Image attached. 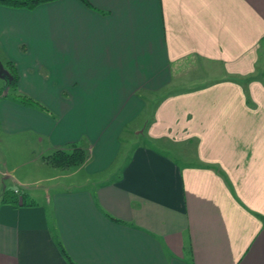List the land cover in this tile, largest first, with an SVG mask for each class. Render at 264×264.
I'll list each match as a JSON object with an SVG mask.
<instances>
[{"label":"crops","instance_id":"obj_1","mask_svg":"<svg viewBox=\"0 0 264 264\" xmlns=\"http://www.w3.org/2000/svg\"><path fill=\"white\" fill-rule=\"evenodd\" d=\"M87 1L0 4V264H264V0Z\"/></svg>","mask_w":264,"mask_h":264},{"label":"trees","instance_id":"obj_2","mask_svg":"<svg viewBox=\"0 0 264 264\" xmlns=\"http://www.w3.org/2000/svg\"><path fill=\"white\" fill-rule=\"evenodd\" d=\"M46 1V0H0V4L9 5V6H23V7H32L33 5ZM84 4L88 5L87 0H80ZM5 71L2 72L1 77L3 78V83L0 85V95H4L7 93V90H9V94H11L14 98L21 102L30 103L35 106H42L43 105L37 101L36 99L17 92L15 90V83H16V71L14 68V65L5 60ZM262 75L264 76V67L262 69ZM86 157V151L78 146L74 142H68L65 144V146L56 147L51 152L46 153L43 155V158L53 165H56L58 167H71L78 165L80 162H82ZM26 195L17 187V191H13L12 187H5L2 189L0 193V200L9 202L13 205L16 204H23L25 203ZM110 218L115 219L114 217L108 215ZM57 247L59 249V252L61 255L65 258V260L69 264H75L69 255L64 250L63 246L60 244L59 241H56Z\"/></svg>","mask_w":264,"mask_h":264},{"label":"rangeland","instance_id":"obj_3","mask_svg":"<svg viewBox=\"0 0 264 264\" xmlns=\"http://www.w3.org/2000/svg\"><path fill=\"white\" fill-rule=\"evenodd\" d=\"M264 46V44L262 45V47ZM264 48V47H263ZM262 48V49H263ZM259 57H260V55L258 56V59H257V62H256V64H260V61H259ZM261 58H262V56H261ZM260 58V59H261ZM200 65V64H199ZM206 65V64H205ZM1 68H3V66H1ZM4 69V68H3ZM200 70H202V74L201 75H199V73L196 71V68H191V69H188L187 71H185L186 73H185V76H188L189 77V80H191V79H194V77L196 78V77H202V79H204V77H208V75L210 74V73H212L213 71H215V68L214 67H210V69L209 70H213V71H210L209 72V70L207 69V67L206 68H204L203 66L201 67V69ZM207 70V72L206 73H204V71H206ZM258 72V71H257ZM259 73L260 72H258L257 73V75H259ZM2 81H3V78L0 76V84L2 83ZM155 100H153V99H151V100H149L148 101V103H147V105L150 107L152 104H153V102H154ZM34 151V150H33ZM33 155V153H32V149H30V147L29 146H27V144H25V153H24V157H25V160H27V159H29V158H31V156ZM45 160V159H44ZM44 160H40L39 158H37L36 160H34V161H30V159L29 160H27V161H25V165H23V166H25V167H21L22 165H20V166H18V167H16L14 170H11V171H9L8 173H10L11 175H16V176H20V177H24L25 176V180L27 179L26 177L28 176V177H32V176H38L39 174H41L42 172H43V170L45 169V172L47 173V172H57L58 171V169H60V170H64V169H69V168H73V167H75V166H71V167H66V168H60V167H58V166H56V165H53L52 163H49V162H47L46 160V162H45V164H43V165H45V166H43V165H41L40 163H42V161H44ZM28 161H30L29 163H27ZM20 167V168H19ZM31 167V168H30ZM35 167V168H34ZM24 175V176H23ZM74 177L76 176V174L75 175H73ZM6 178H4L3 179V182L5 183L6 182V180H5ZM64 179H66V178H64ZM57 180L59 181L60 179L58 178V177H56V178H54V179H50V180H40V179H38V180H36V181H33L32 183H30V184H28L29 185V188L28 189H26V191L27 192H29L30 190L29 189H31L30 187H34V186H36V185H40V184H49V183H51V184H55L56 182H57ZM27 185V184H26ZM0 190H1V185H0ZM31 192H29V194H30ZM32 193H33V195H37L38 194V192L36 193V192H33L32 191ZM41 193H42V191H41ZM38 196H41V195H38Z\"/></svg>","mask_w":264,"mask_h":264},{"label":"water","instance_id":"obj_4","mask_svg":"<svg viewBox=\"0 0 264 264\" xmlns=\"http://www.w3.org/2000/svg\"><path fill=\"white\" fill-rule=\"evenodd\" d=\"M4 71H5V68L4 69L1 68V64H0V76H1L2 72H4Z\"/></svg>","mask_w":264,"mask_h":264},{"label":"built area","instance_id":"obj_5","mask_svg":"<svg viewBox=\"0 0 264 264\" xmlns=\"http://www.w3.org/2000/svg\"><path fill=\"white\" fill-rule=\"evenodd\" d=\"M12 190H13V191H16L17 189L14 187Z\"/></svg>","mask_w":264,"mask_h":264}]
</instances>
